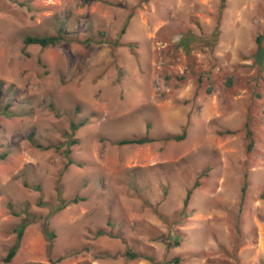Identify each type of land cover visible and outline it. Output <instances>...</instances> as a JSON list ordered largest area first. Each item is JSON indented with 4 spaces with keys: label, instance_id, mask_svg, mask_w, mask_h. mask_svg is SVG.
I'll return each mask as SVG.
<instances>
[{
    "label": "rangeland",
    "instance_id": "374dc122",
    "mask_svg": "<svg viewBox=\"0 0 264 264\" xmlns=\"http://www.w3.org/2000/svg\"><path fill=\"white\" fill-rule=\"evenodd\" d=\"M258 36L264 0H0V264H264Z\"/></svg>",
    "mask_w": 264,
    "mask_h": 264
},
{
    "label": "trees",
    "instance_id": "16d2710c",
    "mask_svg": "<svg viewBox=\"0 0 264 264\" xmlns=\"http://www.w3.org/2000/svg\"><path fill=\"white\" fill-rule=\"evenodd\" d=\"M226 1L227 0H221L222 8L225 6ZM59 32L62 33L63 30L60 29ZM124 32H125V30L122 31V33H124ZM62 39L63 38L60 35H51V36L49 35V36H43V37H40V36H29V37L25 38L24 43L27 46H40L42 48H48V47L55 46ZM263 40H264V36H258L257 39H256L257 47H256V53H255V57L254 58H255V63L258 64V65H262L264 63ZM1 90H2V87H0V116L2 115V110H1ZM85 125H86V122L72 123L71 126H70L71 135L74 136V134L81 127H84ZM247 132H248V136L250 137L251 132L249 130ZM231 133L232 132H230V131L226 132V134H231ZM33 138H34L33 134H30L29 139H30V141L32 143H34V139ZM185 138H186V133L184 132L181 135H169V136H167L164 139H165V141L182 142V141L185 140ZM155 141H157V140L149 137L148 133H147L143 137L120 140V141L117 142V145H119V146H134V145L142 146V145L153 143ZM77 144H78V140H71L70 141V145H69L68 149L65 151V156L68 159H69V157L71 155L70 147H72L74 145H77ZM251 146L252 145H250V149H251ZM37 148H39L41 150H49V149H52L53 147H51V146L44 147V146H41V145H37ZM5 157L6 156L3 155V156L0 157V159H4ZM72 164H74V162L69 159L68 165H72ZM243 191L246 192V187L245 186H244V190ZM191 195H192V190H189L187 192V196H186V199H185V202H184L183 216H187L185 208H187V206L189 204V200L191 198ZM82 201H84V199H82L80 197H76L72 201H70L69 204H78L79 202H82ZM26 225H27V223H22L15 229V232H16V235H17L16 236L17 240H16L15 245L10 249V251L8 252L6 258L4 259L5 263H10L15 258V256L17 255L18 250L20 248V244H21L22 238H23L24 231L26 229ZM43 230H44L45 236L49 240H52L54 238L55 235L50 230L49 225H48L47 222L43 224ZM96 235H97V237H102V236L106 235V233L104 232V230H99ZM110 235H112V234H110ZM176 245H180V242L178 240L176 241ZM130 257L133 258V259H136V258H139V257H143V258H146L148 260H151V261L155 262L154 258L149 257V256H144L143 254L130 253Z\"/></svg>",
    "mask_w": 264,
    "mask_h": 264
}]
</instances>
